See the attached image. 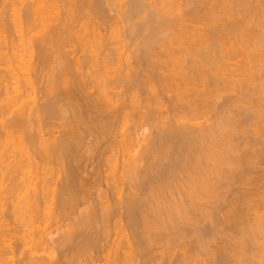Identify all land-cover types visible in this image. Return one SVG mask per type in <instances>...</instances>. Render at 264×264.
<instances>
[{
  "label": "bare ground",
  "instance_id": "bare-ground-1",
  "mask_svg": "<svg viewBox=\"0 0 264 264\" xmlns=\"http://www.w3.org/2000/svg\"><path fill=\"white\" fill-rule=\"evenodd\" d=\"M5 1L0 0V264L10 263L8 254L16 252L22 256L18 264H151L155 252L182 240L204 251L221 232L214 225L237 221L249 203L264 204V192L253 197L249 187L233 191L235 179L247 186L252 178L260 181L250 176L256 168L264 172V132L258 129L243 150L246 137L236 139L246 126H231L241 115L231 110L238 96L218 94L224 82L213 71L219 59L211 30L200 34L192 25L209 12L208 0H177L170 7L163 0H120L115 9L118 0H15L11 14L3 11ZM184 5L190 6L186 13L179 11ZM163 34L179 44L164 50L160 45L154 57L152 45L164 42ZM135 38L136 66L121 63L120 46ZM252 41L261 49L264 35ZM257 57L259 67L248 64L251 81L240 79L248 86L240 96L264 86L263 56ZM146 64L151 69L143 67L144 74L134 71ZM261 93L251 115L264 116ZM18 219L27 220L29 230L10 228ZM198 221L204 226L196 227ZM261 227H240L239 238L212 264H264L263 253L247 250L249 235ZM57 231L55 249L37 257ZM185 259L163 263L189 264Z\"/></svg>",
  "mask_w": 264,
  "mask_h": 264
},
{
  "label": "rangeland",
  "instance_id": "rangeland-1",
  "mask_svg": "<svg viewBox=\"0 0 264 264\" xmlns=\"http://www.w3.org/2000/svg\"><path fill=\"white\" fill-rule=\"evenodd\" d=\"M19 1H21V0H17V2H19ZM120 0H118V1H114L115 2V4L113 5L114 6V9H115V7L117 6V7H119L118 5L121 3V2H124V1H121V2H119ZM153 1H156V3L158 2V0H150L149 2L151 3H153ZM161 1L162 0H160L158 3L159 4H161ZM168 1V2H167ZM182 1V2H181ZM237 1V2H236ZM243 1H245V2H243ZM253 1V2H252ZM6 3H7V5L5 6V7H3L4 8V12L5 13H7V14H11L13 11V8H15L16 7V4H15V7H12V3H14L15 2V0L13 1V0H6L5 1ZM166 2V3H165ZM165 2H164V0H163V4L162 5H167L168 7H170V4L172 3L173 5H174V3L175 4H178V3H181V5L183 4V2H184V0H180L179 2L176 0V1H174V0H165ZM178 2V3H177ZM208 4L206 5V7L207 8H209V12L207 13V15L205 14V13H203L204 11H202V12H200L202 15H199L200 16V19L198 18V17H196L195 18V20L196 21H194L193 23H192V25H195V28L197 27V30L199 31V32H201L200 34H206V32H208L209 30H211V31H209V32H211L210 33V37H211V41H212V45H213V47L215 48L214 49V54H215V56H214V58H215V60L217 61L218 59V61L217 62H215V64H213V71L215 72V74H217L218 75V77L220 78V80H222L224 83V90H220L219 92H218V94L220 95L221 94V96H223V95H227L231 100H233V99H235V96H238V99L236 100V101H234L233 102V105H232V107H231V110H232V112L233 111H235L236 112V110H237V113H239L238 111H240L241 112V115H239L240 117H236L235 118V120L233 121V123H232V129H238L239 128V126L241 127H243L244 125H246V126H244V128H245V131H243L242 133H240V134H238V135H236V139L237 140H240V138H242V135H243V137L245 138V143H244V145L246 144V142L248 141L249 142V140H250V138L252 137L253 138V136H254V133H256V132H258V129H259V131H261V132H264V116H262V115H255V113H254V115H251L252 114V110H254V109H256L255 107H257L258 108V106H254V105H256L257 104V100H258V98H256V96H260V98L263 96V93H261L260 95L258 94V93H260V92H264V86L262 85V87L260 88V86L261 85H259L258 86V88H260V89H258L257 88V90L256 91H258V93H256V92H254V94H253V96H252V94H249L248 93V95H246V96H240L241 95V93L242 92H244V88L246 89V87H248L247 85H246V87H243V84L245 83V80L247 79L248 80V78L250 77V74H249V72L250 71H248L251 67H253V66H255L256 67V65H257V67H259L258 66V63H256V56H258V57H260V55H261V57L263 56V61L262 62H264V46H261V49H260V47L259 48H257V47H255V46H250V44H251V41L253 40V38H261V36L262 35H264V28L262 27V26H264V19H261V17L260 16H262V18H264V1L263 0H208ZM233 2H234V4H233ZM186 3V2H185ZM184 3V4H185ZM241 3H243V7H245L244 5L246 4V6L248 7V5L251 7V4H252V6H254V8H255V10L254 9H249L248 11L247 10H245V8H244V10L241 8ZM249 3H251V4H249ZM255 3V4H254ZM159 4H157V5H159ZM13 6H14V4H13ZM161 6V5H160ZM180 5H178V7H179ZM18 7H21V6H17V8ZM116 7V8H117ZM239 7V8H238ZM246 7V8H247ZM113 8V7H112ZM111 8V13H108L109 15L110 14H112V12H114L113 11V9ZM183 8V9H182ZM181 8V10L179 9V11H181V12H184V13H186L187 12V10H189L190 9V6H188V5H184L183 7ZM235 8V9H234ZM261 8V9H260ZM234 10H236V11H234ZM241 10H243V11H241ZM252 10H254V11H252ZM178 11V12H179ZM186 11V12H185ZM250 11H251V13H250ZM110 12V11H109ZM249 12V13H248ZM260 12V13H259ZM263 12V13H262ZM183 13V14H184ZM229 13V14H228ZM238 13V14H237ZM245 13V14H244ZM255 15H254V14ZM7 14H5L6 15V17H8L7 16ZM114 14V13H113ZM113 14H112V16H113ZM246 14L248 15V14H250V15H248V16H246ZM253 14V15H252ZM261 14H263V15H261ZM203 15L204 16H206V17H204L203 19H202V17H203ZM209 16V17H208ZM212 16V17H211ZM216 17V18H215ZM235 17V18H234ZM241 17V18H240ZM244 17V18H243ZM246 17V18H245ZM247 17H249L248 19H247ZM142 18V16L140 17V18H138L137 20H139L140 22H141V19ZM205 18H207V19H205ZM210 18V19H209ZM234 18V19H233ZM254 18V19H253ZM209 19V20H208ZM243 19H247V20H243ZM257 19V20H256ZM136 20V21H137ZM208 20V21H207ZM219 20V21H218ZM231 20V21H230ZM201 21V22H200ZM237 21V22H236ZM243 21V23H241ZM257 21V22H256ZM263 21V22H262ZM223 24H222V23ZM240 22V23H239ZM248 24H246V23ZM262 22V23H261ZM233 23H234V25H233ZM238 23H239V25H238ZM9 24H10V22H9ZM235 24H237V25H235ZM256 24V25H255ZM259 24V25H258ZM262 24V25H261ZM118 25H120L121 26V24H118ZM117 25V26H118ZM212 25V26H211ZM231 25H232V27H231ZM241 25V26H240ZM250 25V26H249ZM254 26V27H253ZM257 26V27H256ZM234 27V28H233ZM119 28V27H118ZM121 28V27H120ZM211 28V29H210ZM233 28V29H232ZM200 29H202V31H204V29H205V31L204 32H202V31H200ZM208 31H207V30ZM225 29V30H224ZM228 29V30H227ZM260 29V30H259ZM122 29H120V31H121ZM228 31V32H227ZM231 31V32H230ZM147 33L149 32V31H146ZM209 32H208V34H209ZM225 32V33H224ZM227 34V35H226ZM164 34L163 35H160L159 37L160 38H164ZM220 36V37H219ZM239 36V37H238ZM250 36H251V38H250ZM253 36V37H252ZM165 37H167V35L165 36ZM219 37V38H218ZM138 38H140V37H138ZM160 38H158V40L160 39ZM232 38V39H231ZM247 38V39H246ZM166 38H164V40H165ZM214 39V40H213ZM220 39V40H219ZM139 40L140 39H136L135 38V40L133 41H130L131 43H128L129 41H126L127 42V45H126V42H124V44L122 45V46H120V48H119V52L118 53H120V54H122V52H123V58H122V56H121V58H122V62L121 63H124L125 64V61H128V62H130V63H132V65H134V66H136L135 65V58H132V57H134L133 55H135V53L133 54V52H135L134 50H135V47H139L140 45V43H139ZM172 40H174V41H172ZM176 40L175 39H167V40H165L164 42H163V40L162 41H160V44L158 45V46H164V47H162L163 48V50L164 49H168V46L169 45H171V44H173V42H175ZM162 42V43H161ZM217 42V43H216ZM244 42V43H243ZM247 42V43H246ZM159 43V42H158ZM163 43H165V44H163ZM171 43V44H170ZM176 43V42H175ZM214 43H216V44H214ZM252 43L254 44V42L252 41ZM256 43V42H255ZM137 44H138V46H137ZM154 45H152L153 47H154V49H155V51L153 50V52H154V55H153V53L151 54V55H153L154 57L155 56H158L159 55V53H160V51L162 50L161 49V46H160V48H158V46L155 44V43H153ZM177 45L179 44V43H176ZM245 44V45H244ZM249 44V45H248ZM135 45V46H134ZM177 45H174L175 47L177 46ZM181 45H183V44H180V46ZM215 45H217V46H215ZM218 45H219V47H218ZM255 45V44H254ZM126 46V47H125ZM128 46V47H127ZM130 46V47H129ZM166 46V47H165ZM173 46V47H174ZM225 46V47H224ZM245 46V47H244ZM248 46V47H247ZM237 47V48H236ZM239 47V48H238ZM243 47V48H242ZM250 47V49H248ZM253 47V48H252ZM123 48V49H122ZM127 48V49H126ZM219 48H221V49H219ZM232 48V49H231ZM247 48V49H246ZM226 49H227V51H226ZM255 49V50H254ZM123 50V51H122ZM158 50V51H157ZM224 50H225V52H224ZM248 50V51H247ZM221 51V52H220ZM254 53H253V52ZM156 52H158V53H156ZM217 52V53H216ZM219 52V53H218ZM227 52V53H226ZM234 52V53H233ZM241 52V53H240ZM223 53V54H222ZM247 53H249V55L247 56ZM220 54V55H219ZM237 54V55H236ZM241 54H243V55H241ZM253 54V55H252ZM255 55V56H254ZM219 56V57H218ZM249 56H251V58H252V60L251 59H249L250 57ZM217 57V58H216ZM242 57V58H241ZM255 57V58H254ZM257 57V58H258ZM120 58V59H121ZM126 58V59H125ZM224 58V59H223ZM233 60H232V59ZM254 58V59H253ZM125 59V60H124ZM132 59V60H131ZM151 60L152 59H150V61H148V62H151ZM261 60V59H260ZM259 59H258V61H260ZM235 61V62H234ZM254 61V62H253ZM147 62V63H148ZM226 62V63H225ZM233 62V63H232ZM239 62V63H238ZM244 62V63H243ZM152 63V62H151ZM217 63V64H216ZM225 63V64H224ZM250 63V68H249V66H248V64ZM255 63V64H254ZM149 64V63H148ZM148 64H146V65H139V68H138V66L134 69V71L135 72H138L139 71V74H144V72H142V68L144 67V68H146V70L148 69V71H149V69H151L150 68V66H147ZM241 64V65H240ZM263 65H264V63H263ZM262 65V66H263ZM148 68H147V67ZM218 67H220L221 68V70L222 71H220V70H218L217 68ZM224 69H223V68ZM241 68V69H240ZM245 68H246V70H245ZM249 68V69H248ZM263 68V67H262ZM138 69V70H137ZM140 69H141V71H140ZM227 69V70H226ZM236 69V70H235ZM261 69V68H260ZM226 70V71H225ZM230 70V71H229ZM244 70V71H243ZM251 70V69H250ZM253 70V69H252ZM223 71H224V74H222L223 73ZM232 71V72H231ZM245 71H246V73H247V75H246V73H245ZM222 72V73H221ZM234 72V73H233ZM260 72H262V70L260 71ZM236 73H237V75H236ZM225 74H227V75H225ZM229 74H231L230 76H229ZM243 74H245L246 76L244 77V75ZM241 75V76H240ZM243 75V76H242ZM226 76V77H225ZM233 76V77H232ZM239 76V77H238ZM247 76H249V77H247ZM229 77V78H228ZM243 79L242 80V82H244L243 84H242V82H241V80L240 79ZM230 79H232V80H230ZM246 80V81H247ZM235 81V82H234ZM248 81H251V79H249ZM232 82V83H231ZM260 82H262V81H260ZM134 84V83H133ZM245 84H247V82L245 83ZM255 84H258L257 82H255ZM264 84V83H263ZM142 87V86H141ZM144 87V86H143ZM145 88H147L148 90H150L148 87H144L143 89H145ZM122 90V87H120L119 88V90ZM123 89L124 90H122V91H125V89L126 88H124L123 87ZM200 89H202V87L200 88ZM118 90V91H119ZM146 90V89H145ZM147 90V91H148ZM261 90V91H260ZM147 94H149V92H147ZM217 94V93H216ZM249 95H251L250 97H249ZM256 95V96H255ZM144 96V95H143ZM143 96L141 97V99L143 98ZM253 99H254V101H253ZM256 99V100H255ZM221 102V100H218L217 101V103H220ZM248 104V105H247ZM254 108H253V107ZM240 108V109H239ZM246 108H248V109H250V110H248V109H246ZM251 108H252V110H251ZM243 109V110H242ZM258 110V109H257ZM242 111H243V115H242ZM247 111V112H246ZM255 112V111H254ZM258 112H259V110H258ZM213 113V111H211V113H210V115ZM246 114V115H245ZM207 116H209V114L207 115ZM243 117V118H242ZM246 117H247V119H248V121H247V119H246ZM245 118V119H244ZM250 118H252L251 120H252V122L251 121H249L250 120ZM205 119H206V117H205ZM204 119V120H205ZM240 119V120H239ZM258 119V120H257ZM204 120H202V121H204ZM256 120V121H255ZM245 121L247 122V124H245ZM260 121V122H259ZM255 122V123H254ZM262 123V124H261ZM131 125V124H130ZM250 126V127H249ZM256 126V127H255ZM253 128H254V130H253ZM256 130V131H255ZM248 137V138H247ZM241 146V148H242V150L243 149H245V148H249L250 147V145H248V144H246V146H243V144L242 145H240ZM240 146H239V148H240ZM240 148V149H241ZM240 152V151H239ZM238 152V154H241L242 153V151L239 153ZM255 153H257V152H255ZM237 154V155H238ZM232 166V165H231ZM234 166V165H233ZM235 167V166H234ZM239 167V166H238ZM237 167V168H238ZM231 168V167H230ZM241 168V167H240ZM239 168V169H240ZM243 169V168H242ZM256 170V171H255ZM253 172H254V174L253 175H251L250 176V178L251 177H254V178H256V179H258V181L259 182H257V180L255 181L253 178H252V181H250V182H252L251 184L249 183L248 185L249 186H247V184H239V183H235V182H238V181H236V179L235 178H233V179H235L234 180V185L232 184V186H234V189H233V191L234 190H236L234 193L237 195L241 190H242V192H243V189H245V187L247 188V189H249V188H251V189H249V191H244V192H246V193H248V194H254V196H253V194H252V196L253 197H255V196H257V195H255V194H261V193H263L264 192V190H262V189H264V188H262L261 187V184L264 182V180H263V174H262V170H260V169H258V168H256ZM241 172H242V170H240ZM259 171H262V172H259ZM264 173V172H263ZM256 174V175H255ZM263 175V176H262ZM259 177H260V179H259ZM248 180V179H247ZM251 180V179H250ZM254 180V181H253ZM248 182H249V180H248ZM253 182H254V184H253ZM257 184H259L258 186H260V188H259V190H256L257 188H255L257 185H256V183ZM262 182V183H261ZM232 183H233V181H232ZM253 184V185H252ZM264 184V183H263ZM240 185H242V186H240ZM252 185V186H251ZM254 185H256V186H254ZM251 186V187H250ZM240 187H243V189L242 188H240ZM249 187V188H248ZM255 188V190H254V188ZM241 190H240V189ZM240 190L239 192H238V190ZM246 189V190H247ZM251 190V191H250ZM238 192V193H237ZM242 192H241V194H242ZM233 193V194H234ZM232 194V193H231ZM232 194V195H233ZM240 194V193H239ZM230 195V194H229ZM232 195H230V197L232 196ZM261 196V195H260ZM264 198V197H263ZM258 203V205H256ZM256 204H252L253 206H254V209H253V206L249 203V204H247L245 207L247 208L248 207V205H250L248 208V211H246V212H244V214H238L239 215V218L237 219V221L235 220V221H229V224L227 223V222H225V223H223L224 221H220L221 222V224H219V223H217L216 225H214L215 227H216V229H218V228H220L219 229V231H221V232H219L218 230H216L215 229V231H218L220 234H218L217 232L215 233V235H216V237L215 238H213L214 240H211L209 243H210V245H208V247H207V249H204V251L200 248V246L198 245V243L195 245L194 243H190V239H187V240H182V241H184V242H181V244L179 245V243H175V245L174 244H171L172 245V249H171V246H170V249L167 247L166 249L165 248H163L162 250L164 251H162V250H160V251H157V252H155V254H156V256L158 257H156L154 254V256L156 257V260H154L155 262H152L151 264H164V263H166L165 261L167 260V263H168V261H170L171 259V261H174L173 259L175 258L176 260H182V259H184V260H186L185 258H187V262H189V264H197V262H198V264H212L213 262H214V258L216 259L217 258V256H218V254L219 253H221V251H222V249L223 248H229V246L228 245H230L229 243H233L234 242V237H237V235L239 234V231H240V227H241V229H243V228H245V229H250L251 228V225H252V228H255V226H257L258 224L260 225V227L262 228L261 230L260 229H257V231L259 230V232H255L256 234H254V233H252V235L250 236L249 234H251L250 232H252V231H250V230H248V231H246L245 230V232H247V234L249 235V239H248V241H249V245L250 244H252V245H250V247L249 246H247V247H245L247 250H250V252H249V255H251V251H253V253L254 254H258V252H260V254L261 253H263L264 254V218L262 217L263 216V212H264V204L262 205L261 203H262V201L259 203V202H257ZM261 205V206H260ZM262 206H263V208H262ZM255 207H257L256 209H255ZM231 208H233V209H235L232 205H231ZM232 210V209H231ZM246 210V209H245ZM242 211H243V209H242ZM255 211V212H254ZM250 212V213H249ZM247 213H249L250 214V216H251V219H250V216H248L249 214H246ZM259 214V215H258ZM217 215V216H216ZM221 215V214H220ZM252 215H254V216H252ZM215 216H216V219L217 218H219V215H218V213H216L215 214ZM247 217V218H246ZM249 218V219H248ZM254 218V219H253ZM257 218V219H256ZM220 219V218H219ZM22 221V219H18L16 222H17V224H16V222L15 221H13V223H12V225H10V228L12 227H16L17 226V229L16 230H25V229H28L27 227H30V226H25V225H27V224H29V222H26L27 220H24L23 219V222L24 223H27V224H24L23 222H21ZM19 221V222H18ZM239 221V222H238ZM241 222V223H240ZM258 222V223H257ZM64 223H69V221L68 222H64ZM199 223V224H198ZM202 222H200V221H198L197 223H196V227H202V226H204L203 224H204V222L201 224ZM231 223V224H230ZM236 223V224H235ZM238 223V224H237ZM255 225H254V224ZM220 226H219V225ZM227 224V225H226ZM233 224H234V226H233ZM218 225V226H217ZM222 225V226H221ZM230 225V226H229ZM231 225L234 227V229L236 230H234L233 229V227H231ZM237 225V226H236ZM241 225V226H240ZM20 226H22V227H20ZM239 226V227H238ZM254 226V227H253ZM53 227V226H52ZM228 227H230V228H228ZM250 227V228H249ZM259 227V226H258ZM225 228V229H224ZM53 229V228H52ZM227 229V230H226ZM235 231H233V230ZM29 230V229H28ZM65 230V229H64ZM237 230H239V231H237ZM229 231V232H228ZM243 231V230H242ZM250 231V232H249ZM254 231V230H253ZM256 231V230H255ZM263 231V232H262ZM61 232H63V231H61L60 230V233ZM238 232V233H237ZM56 234H52V236H50L49 238H48V240H50V241H48V242H46L43 246H42V248L45 250L44 252H39V254H36V256L37 257H41V256H46L47 254L45 253L46 251L48 252V251H50L52 248L53 249H55V247L57 246L55 243H53L54 241L53 240H55L58 236H59V233H58V231L57 232H55ZM228 233V234H227ZM259 235H258V234ZM241 234V233H240ZM239 234V235H240ZM239 235H238V237L236 238V239H238L239 238ZM257 237V238H256ZM254 238H255V240H254ZM232 239H233V241H232ZM190 240V241H189ZM230 240V241H229ZM187 241V242H186ZM253 241V242H252ZM51 243V244H50ZM183 243V244H182ZM226 243V244H225ZM256 243V244H255ZM55 246H54V245ZM219 244V245H218ZM199 247H198V246ZM232 245V244H231ZM49 246V247H48ZM194 246H196V247H194ZM220 246V247H219ZM254 246V247H253ZM188 247V248H187ZM231 247H233V246H230V248ZM253 247V248H252ZM193 248V249H192ZM57 249V248H56ZM243 249L244 248H242V249H239V250H242L243 251ZM245 249V250H246ZM176 250V251H175ZM184 250V251H183ZM212 250V251H211ZM220 250V251H219ZM245 250L243 251V252H245ZM203 251V252H202ZM257 251V252H256ZM56 252H57V250H56ZM158 252H160V253H162L163 252V254H161V255H159V253ZM175 252V253H174ZM191 252V253H190ZM240 252V251H239ZM247 252V251H246ZM209 253V254H208ZM166 254V255H165ZM168 254H171L170 256H172V257H170ZM179 256H178V255ZM194 254V255H193ZM9 256H8V258H7V256H6V261H8L9 260V258L10 259H12V260H16V261H12V260H9V262L10 263H8V264H18V259H21L22 258V256L21 255H19V252L17 253H15V254H8ZM174 255V256H173ZM190 255H192V256H190ZM55 256H57V253L55 254ZM54 256V257H55ZM168 256L170 257V258H168ZM184 256H186V257H184ZM188 256V257H187ZM161 257V258H160ZM56 258V257H55ZM160 258V259H159ZM169 259V260H168ZM192 259V260H191ZM240 260H241V258H239ZM164 260V261H163ZM193 261V262H192ZM230 261H232V260H230ZM228 262V263H231V264H239V263H242V261H238V260H233L232 262ZM234 261H236V262H234ZM245 261V260H244ZM256 261V260H255ZM164 262V263H163ZM201 262V263H200ZM256 262H258L259 263V261H256ZM245 263H247V261H245ZM244 263V264H245ZM243 264V263H242ZM257 264V263H256ZM260 264V263H259Z\"/></svg>",
  "mask_w": 264,
  "mask_h": 264
}]
</instances>
